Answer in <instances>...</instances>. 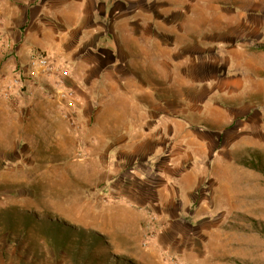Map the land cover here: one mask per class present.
I'll list each match as a JSON object with an SVG mask.
<instances>
[{"label": "rangeland", "instance_id": "374dc122", "mask_svg": "<svg viewBox=\"0 0 264 264\" xmlns=\"http://www.w3.org/2000/svg\"><path fill=\"white\" fill-rule=\"evenodd\" d=\"M101 23L118 57L0 109V264H264V0Z\"/></svg>", "mask_w": 264, "mask_h": 264}, {"label": "crops", "instance_id": "0c3cea01", "mask_svg": "<svg viewBox=\"0 0 264 264\" xmlns=\"http://www.w3.org/2000/svg\"><path fill=\"white\" fill-rule=\"evenodd\" d=\"M116 2L121 0H0V109L16 106L12 101L17 94L12 90L6 97L3 88L15 65L36 52L64 62L78 80L81 72L95 69L102 61L103 47L118 57L112 34L103 31L101 23ZM5 51L11 56L3 61Z\"/></svg>", "mask_w": 264, "mask_h": 264}, {"label": "built area", "instance_id": "2783aa9c", "mask_svg": "<svg viewBox=\"0 0 264 264\" xmlns=\"http://www.w3.org/2000/svg\"><path fill=\"white\" fill-rule=\"evenodd\" d=\"M60 68L58 62L51 61L45 54L36 52L26 61L15 65L13 74H11L9 82L5 84L2 94L8 97L11 91L16 87H22L25 83L29 82L30 79L37 78L39 75L43 76L46 73L55 74L57 78L55 80V85H57L61 82V79H58V76H61Z\"/></svg>", "mask_w": 264, "mask_h": 264}]
</instances>
